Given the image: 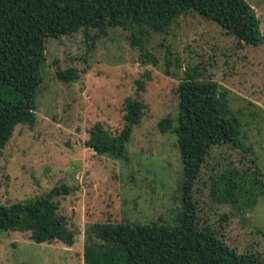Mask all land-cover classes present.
Returning <instances> with one entry per match:
<instances>
[{
    "label": "rangeland",
    "instance_id": "374dc122",
    "mask_svg": "<svg viewBox=\"0 0 264 264\" xmlns=\"http://www.w3.org/2000/svg\"><path fill=\"white\" fill-rule=\"evenodd\" d=\"M264 36V0H246ZM143 32L142 57L130 37ZM43 83L33 127L18 126L0 158V206L43 196L54 187L72 191L57 198L59 213L75 234L73 246L36 244L30 233L0 235V264H84V248L97 245L95 226L111 223L173 224L181 210L184 163L177 136L162 134L161 119L177 116V89L186 67H199L225 93L227 112L241 122L240 137L251 153L215 147L194 187L199 215L238 253L264 258V195L254 208L217 203L211 177L230 165L254 167L264 181V43L250 46L196 13L178 18L166 33L146 27L109 28L106 37L90 29L46 41ZM154 59V62H153ZM74 68L80 78L66 84L58 70ZM148 74L149 79L143 75ZM146 105L140 125L126 145L127 159L97 155L86 148L90 129L101 123L112 136L125 127V100L137 95Z\"/></svg>",
    "mask_w": 264,
    "mask_h": 264
},
{
    "label": "trees",
    "instance_id": "16d2710c",
    "mask_svg": "<svg viewBox=\"0 0 264 264\" xmlns=\"http://www.w3.org/2000/svg\"><path fill=\"white\" fill-rule=\"evenodd\" d=\"M219 25L240 43L260 46L264 43L261 23L246 0H0V158L21 125L33 127L37 116V95L43 83L46 41L97 30L106 37L109 28L146 27L166 33L180 17L189 13ZM130 37L143 58L142 30ZM154 62V59H153ZM200 68L186 67L185 78L177 89V116L158 123L162 134L177 136L184 163L180 183L181 210L173 224L149 225L120 223L95 226L98 243L84 248V264H264L259 254L238 253L204 223L194 196V187L215 147L229 145L242 154L251 153L240 137L241 122L227 112L225 93L213 80H201ZM57 79L75 83L80 78L74 68L58 70ZM149 79L148 74L143 75ZM150 80V79H149ZM135 98L125 100V127L112 136L101 123L89 132L86 148L97 155L127 159L126 145L140 125L146 105L140 99L144 80L137 81ZM254 167L241 170L230 164L223 173L211 177L210 195L217 203L237 209L254 208L264 195L262 173ZM72 189L65 184L43 196L0 206V235L9 232L30 233L36 244L59 241L73 246L75 234L59 213L57 198Z\"/></svg>",
    "mask_w": 264,
    "mask_h": 264
}]
</instances>
